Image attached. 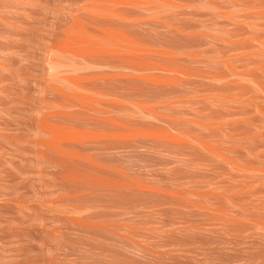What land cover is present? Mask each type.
Returning a JSON list of instances; mask_svg holds the SVG:
<instances>
[{"label": "rangeland", "instance_id": "374dc122", "mask_svg": "<svg viewBox=\"0 0 264 264\" xmlns=\"http://www.w3.org/2000/svg\"><path fill=\"white\" fill-rule=\"evenodd\" d=\"M76 2L77 0L74 1L73 0H0V264H245V262L246 264H249L250 263L249 261L252 260L254 264L255 263L258 264L261 263V261L259 262L258 260L260 257H261L260 260H263L262 263L264 264V258L263 256H260L262 253H264V240L262 239L260 240L259 238L260 240L259 241L257 239L258 237L256 236H254V238L250 236L251 238L249 237L250 238L249 239L247 235H249L250 232L245 230L244 227L242 228V226H238V227L236 226L237 228L234 226H230L231 231H233V234H231L232 235L231 236L229 235L231 231L230 233H228L230 227L228 228L226 225H224L229 229L228 230L226 228L227 231L225 232V227L223 226L224 223L220 219H215V220L212 219V221L205 219V216L208 215H206L204 211L206 212L210 211V209L212 208V205L210 206V204H208L206 201V197L209 194L205 197L206 195L205 192V195L203 194L204 196L202 195L200 196V191L196 192L195 189L196 188L199 189L203 187L206 188L208 186H212L213 184L214 186L217 185L219 187L217 188L215 186V188L211 187V189L208 187L207 193L211 194L213 192L212 189H216V188H217L216 193L217 192L223 193L222 195H224V192H226L225 194H228V192L231 194L232 192H234L235 194L236 192L235 195L237 197L239 194V197H237V199L239 198L240 201V203L237 204V206L240 205L241 207L238 208L235 206H229L230 204L226 202V199H223L224 197L222 198L221 197L222 195L219 194L221 197L220 198L221 201L217 199V201L218 200L220 201L217 202V205L221 206V209H218L219 206L216 209L220 211L224 209L223 207L225 206V208H228L227 210L231 211V213L229 214V211L228 212L226 211V213H228L226 214L223 211L219 212L214 209H211V212L212 213L215 212V215L220 213L217 215V217H222L221 215L223 214L224 216L225 214L226 216L227 215L232 217L236 216V218H238L239 221L241 222H245L243 221L244 218L245 220L251 218L253 219L254 217L260 220L264 218L263 216L264 208H262L264 206V204H262V202L264 203V196H263L264 186L258 184L256 185V183L255 184L249 182L246 183L247 180L245 181V179L244 180L234 179L233 181V179L226 178L227 173H225L226 172L225 169H227V166L224 167L225 164L223 165V163L222 162L220 163L219 160L217 159H214L215 161L212 162L217 161L216 164H218L219 162L220 165L218 164L217 166L216 164L210 161L209 165L213 164L212 165L213 169L211 168L210 170L209 169L210 166L205 167V165L208 163H205L204 166L202 165L203 162L208 161L207 160L208 158L207 156L203 155L201 152L200 153L197 152L195 154V152H189L187 150L173 149V150H163L162 151L163 153L157 152L156 154V152H151V151L148 152L141 150H135L134 152V150L131 149L123 152L120 151L122 152V156L119 155L120 152H112V153L108 152V155L109 154L112 155L106 156V152H104L105 153L104 154L103 151H101L103 155H105L104 157H102L103 156L102 153L100 152L101 154H99V151H96L94 153L95 154L98 153L100 156L98 155L99 158H97V154L95 156L98 160L100 161L102 160L101 162L106 163L107 161V163L109 162L108 164L111 163L115 166L118 165V167L122 164L120 168H123V170L124 167L127 166V168L125 169L129 171L127 172L130 173V175H132L133 173L132 176L134 178L135 177L136 179L143 178V182L145 180L146 182L148 181V183L146 184L150 186L152 185V183H154L155 184L154 187L156 188H159L158 186H160L161 188L163 187V189L165 190L171 189L169 190L171 192H173L172 190L177 191L176 189H181L178 191L182 193L186 192L185 190L187 189L189 191H192L194 189L192 193L196 192L200 196V197L198 196L195 197V195H193L192 193H188L189 191L187 190L185 194H182L178 198H175L174 196L147 197L137 194L131 195L128 193H122L119 194L118 196L111 197V195H109L107 192H104L102 190L97 189L98 190L97 191L95 189V191H93L94 188L92 187L91 188L88 186L84 187L82 185L79 186L75 184L74 185L72 184L73 185L72 187L71 183H67L69 186L66 183L63 184V182L59 180L61 176L60 169L57 167L54 168V166L51 163L49 164L45 159L44 161L42 157L39 158L37 148H36L37 156L35 155L34 148L33 146H31V141H30L32 136L31 134L32 131L29 129L30 127L29 125H31L30 121H32L31 120L32 116H34L33 115L34 112L30 111L32 110L33 107L30 108V105L34 106L36 104V108H39L40 110L41 107L44 108V106H45L44 109L50 108L51 110V107H47V105L42 103L41 101L42 99H40L42 95L41 85H43L41 83L45 80L44 66L46 65L45 63L48 58L46 56L54 55L47 50L48 49L47 45H50L52 43L51 42L53 41L52 38L55 39L54 37H52L53 35L52 32H54V29L56 30L57 26H61V23L65 21V16L63 13V11L67 9V7L65 6L69 4V7H71L70 5ZM218 2L223 3L220 2V0ZM230 2L231 1H229V3L227 4L228 5L231 4ZM77 3H82V1ZM204 6L203 4L202 6L200 5L196 6L195 3L192 8H188V9L186 8L190 12L191 11L192 13L194 12L193 14L195 15L192 17L190 16L189 18L187 17V19H183L184 21L182 20L180 24L181 26L183 25L182 28L185 29L184 31H186L184 33L190 32V35H188L187 38L186 37L183 38V36H185L186 34L183 36L181 35L182 37L180 36V39H184V41L182 40L183 42L181 40L180 42H178V40L173 38L174 40H171V42L173 43L174 46H171L169 44L170 45L169 48L172 47V51L175 52L177 50L175 55L182 60V62L180 60L179 64L181 65L184 62V64L181 66L183 69L187 68L185 69L187 71L181 73H179V71L177 72L165 71L162 78L166 79V81L169 78H176V79L180 78L183 79V81L179 80V82H175V84H171V83L169 84L167 83L169 81H167L166 85L164 84L162 85L163 87H160V90H158L159 88L158 86H157L158 88L156 89L154 86H152L156 90L154 92L151 91L154 89H152L150 85L151 87L150 91L152 92L150 98H153L152 101H154L155 103L156 101L157 102L163 101V103L158 102L159 105L164 104V100H167V98L170 97L171 100L170 99L167 100L169 102L172 101V97L173 100L174 97L179 98V101L180 99H182V101L180 102L183 103V105H178L180 103H178V101H174L176 102V104L178 103L177 104L178 106L175 105L176 107L175 109H173L174 107H172L173 113H171V115L176 117L178 116V118L181 117L182 119L185 118V121L182 119L180 121L183 122L182 124L184 125V127L188 123L186 128L190 129V131L192 130L193 132H199L196 128H194V126H192V124L189 125L190 124L189 119H193V118L195 119L196 117V119L199 118L198 120H201L203 118L202 121L206 122L207 119L211 117L208 120V122L209 121L211 122V120H213V122H211L212 124L217 125V123L220 122L218 123V125H220L221 123H226L225 125H227L230 122V126H233L231 128L234 131L237 129V131L239 132L241 131L240 133L244 132V134L246 135L251 133L252 136L248 135L251 137L253 136L255 137L256 134L257 139L255 140L257 141H254L255 144L254 148L253 149L251 148L252 150L250 151V153L253 154L252 157H250L248 156L250 155V153L249 154L247 152L245 153V151H243L242 148H237V145L235 146L233 142H231V139L228 138L231 142L230 143L229 140H226V137L223 136V134H221V132H217L216 131L218 130L217 127H214V129H212L211 131V133L213 132L211 134L213 135L212 136L213 140L214 137L215 139L217 138L216 140H218L219 137V139L222 141L223 138H225L224 141L226 140L227 144L230 143L228 146L237 148L236 154L242 161H244V159L245 160L247 159L246 161L255 162L258 163L259 166H264V162L263 163L260 162L262 160L264 161L263 159L264 157H261L264 149V144L263 142L261 143V141H264L263 140L264 135L260 136L261 137L260 139L262 140H260L258 137V134L264 133L263 132L264 130L261 131L264 127V124L262 123L260 125L259 129L261 128L262 129L259 131V129L257 130L255 126L253 128V125H251L247 121H244L247 120L250 117V115L252 116V118H255V116L257 115L256 117L258 118L259 115L256 113L255 110H253L254 108L249 107L250 104L245 105L244 104L245 102H243V105L245 106H242V104H239L241 101L240 102L237 101L239 102L237 104L241 106L239 105L237 106V104H234L236 101H234V103L230 102V104L232 103L233 105H235V106L232 105V108H230L231 105H229V102L223 103V105L224 106L226 105V107H228L227 105H229L230 107L228 108L223 107L221 105L222 104L221 102H220L221 106H219V102H218V103H214V106L212 107V103H210L212 101H209V103L207 102L208 99L206 100V96H207L206 94L209 93L210 91V94L208 95H212V93L214 94L216 91H219L220 87H221L220 89L221 91L224 90L226 91L229 89L228 87L229 85L225 84V86L223 87L224 83L222 82L225 81H221V83L218 81L213 82L211 80H207L205 78L200 77L199 75L196 74V72L199 69V67H197L198 65H195L191 59L187 58L188 60L186 59L187 60L186 61L184 59L185 60L184 61L182 58L184 56L182 55L183 51L186 49L184 51L186 52L189 49L188 42L189 44H191L189 51L190 52L192 51L191 53H193L194 56L197 55V57L200 58V55L205 57L212 55L213 57L214 54L218 52V51H213L214 49H217L215 48V45H217L216 43H218L219 46L220 44H224V46L221 47L222 49L226 47L224 41L219 40L215 35H218V37L222 35L221 37L224 38H226L227 36L228 38L231 37L229 31L226 30L228 28L230 29L229 26H231L230 30L233 33L235 31L234 34L236 36L233 39L240 40L238 39V37L241 36L240 38L243 45L247 41L249 43L251 42L253 43V47H252V43L250 44V47L248 45L249 43H246L245 44L246 46L244 45L246 47L245 49L249 47V48H253L254 50L256 49L255 47L257 46L256 43L253 41V38H255L256 36L257 37L260 36V38H264V23L262 24L263 26L262 25L260 26L259 24L258 27L249 26L250 27L249 29L248 25H245L244 23L243 24L245 26L239 22H235L231 24L230 21L229 23L230 25L227 24L229 26L228 28L225 29L222 26L223 24H220L221 19L218 20V22L214 21L213 15L215 13H212L214 9H210L211 7L209 8V6L208 7L207 6L204 7ZM62 8H66V9L63 10ZM234 26H236L237 29ZM125 27L127 28L129 27L130 30H132L134 33L136 32V34L139 37L145 39L144 41L145 43L147 41H149V43L151 42L153 43V41L154 42L156 41L153 44L151 43L152 44V45L150 44L151 46L153 45L157 46L159 44H160L159 46H162L161 44L162 42L165 44V46H168L167 43H171L170 40L167 41L166 39L163 38L160 40L159 38L162 37V34L158 33L160 34L158 35L157 31L152 27L142 26L140 28L139 26H136L137 27L136 28L135 26L131 27L128 25H126ZM143 28L146 29V33H147L146 35H144L145 29ZM149 28H151L155 33L151 31L152 34L151 35L150 34L151 29L149 30ZM254 28L255 30L258 28L259 29L256 30L257 31L256 32ZM223 29L227 31L229 35H226L227 33ZM243 29L246 30L247 32L244 31ZM239 31L240 32L243 31L242 32L243 36L241 33H238ZM224 34L226 35V37ZM250 34L253 37V38L251 37L252 40H250ZM253 34L254 35L257 34V35L254 36ZM207 35L209 36L211 35V37ZM212 35H214L217 39L216 38L214 39ZM150 38H153L152 41ZM181 42L183 44L181 45L182 47H184V50L179 45ZM184 42L187 43L186 48L184 46ZM214 43L215 45H213ZM210 50H212V52L214 53H212ZM190 52L187 53L191 54ZM194 52L197 54L195 55ZM55 56L60 61L63 58L62 62L65 59L67 60V58H65V55L63 56L59 54V56L57 55ZM255 56L254 57L251 56L253 60L252 58L250 59V57L247 60H242V59L237 60L236 65L240 63L238 66L240 67L239 69L241 70L242 68L245 70L246 69L248 70L249 68L248 71H252L253 74L256 73L255 75L264 81V76L262 73H260L256 69L251 70L250 67H248L251 63H255V61L257 62L256 64H259L256 66H264V64L262 65V62L264 63V59L262 57L264 56L259 55V58L257 59L255 58ZM260 57L263 60L260 59ZM155 59L159 60L158 56ZM97 60H99V58ZM109 61L110 62H108V65L111 64L112 62H115L116 64L115 60L114 61L109 60ZM190 61H192L193 63ZM248 62H250V64H246ZM108 65H106L105 67L102 66V68L99 67L88 70H90V72L94 71L93 73L96 72L95 74L98 73L104 75L106 73V75L108 74L109 77H111L114 76L112 74L115 73L113 69H116L117 71L116 70L115 71L117 74L118 72L117 67L112 64L114 68L112 67V65H111L112 69L111 67L106 68ZM217 65L218 64L211 65L212 67L210 69L215 71H219L220 69V71H223L224 68L221 67V65L218 66ZM240 65H243V67ZM63 67L66 68V66ZM192 67L193 69H191ZM206 68L209 67L206 66ZM60 69L62 68L60 67ZM109 69H111L112 71ZM194 69H196V71ZM121 70H126V69L119 68V72H121ZM141 70L139 71L141 72ZM100 71H102V73H100ZM150 72L152 71L150 70ZM147 73H149V71H147ZM189 73L191 74L189 75ZM258 73L259 75L261 74L262 75L259 76ZM108 75L106 77H108ZM166 75L169 76V78H166L167 77ZM35 78H36V90L33 87V80ZM43 78L44 80L42 81ZM112 82H113L112 79H106L105 81L102 82L101 80L100 82L99 80H97L95 82V85L104 89L107 88L111 89V87L115 88L121 86L119 81L113 83ZM137 82L138 81H135V84ZM131 83L132 84L130 85H135L134 82ZM139 83H137V85H139ZM244 83L243 81H240V83H238L239 90H241L240 87L245 86L244 90L242 89V91L246 93L248 90H250L246 94L248 95L252 93L249 96L255 95L254 94L256 93L255 89H253L252 86L250 87V84L248 85L247 83L246 84ZM107 84L110 86H108ZM142 86H145V84L143 83ZM146 86L149 87L148 85ZM246 86L249 87L247 88ZM238 88L237 87L236 89L234 88V92H236ZM150 91H149V95L151 93ZM228 91H230V93L233 92V90L231 91V89H229ZM228 91L226 92L228 93ZM203 93L204 95H206L205 99L201 98L204 97L202 95ZM200 95L202 96L199 97ZM183 99L187 100V102L185 101L186 102L185 103ZM146 100L151 101V99H146ZM188 101L190 102L188 103ZM174 102H172L173 104L171 103L173 106H174ZM148 103L150 102L148 101ZM215 105L217 106V108L215 107ZM204 106H207L209 109ZM219 107H223V108L219 109ZM236 108L241 109V111L240 110L237 111L238 109ZM47 109L44 112L49 111ZM195 109L197 110L196 113H195ZM38 110L36 109V118L38 117L37 113L39 115L40 112V110L39 112ZM227 110L229 112H227ZM232 110H236V111H232ZM42 112L43 109L41 110V113ZM64 112L68 113L69 111L65 110ZM204 112L205 113L207 112L206 114L210 113L211 115H206ZM246 113L247 115L251 113L250 115H248V118L246 117L247 116ZM220 115H222L223 117ZM241 118L242 121L245 123L240 122V124L242 125L238 127L239 125L237 121H239ZM233 121L237 124H234ZM246 122L249 125H251L249 126L251 128H246L248 127V125L246 126ZM262 125L263 127H261ZM189 126H191V128H189ZM241 128L243 131L241 130ZM251 129L253 131L250 132ZM254 132L255 134L253 135ZM221 135L223 138L221 137ZM256 144L258 145V147H256L257 146ZM256 151L260 157V161H259L260 163L256 162L258 160H255L256 158H254L255 156H257ZM113 153L114 155L117 153L119 157L118 155L114 156ZM116 156L118 157V162L120 163L117 162ZM113 157L115 159H112ZM189 157L190 160L195 158L196 161L195 160L193 161L194 163L195 162L196 163L195 164L192 163L193 161L191 162L189 160ZM104 158L108 159L109 161L105 160ZM46 163H48L49 165ZM214 165H216L215 166L216 168L214 167ZM130 166L132 167V169ZM133 169L135 171L139 170L140 172L137 171L136 172L137 174H135V172H133L134 171ZM223 169L225 172L222 171ZM222 172L225 174H223ZM151 180L153 182H151ZM212 181L215 182L212 183ZM225 184L229 188L224 186ZM238 186H241V189L244 188L243 189L244 191L242 192L239 190L236 191ZM253 188L255 191L253 190ZM202 190L204 191V189ZM178 195H180V193H178L177 196ZM183 197H185L187 201L186 200L183 201L184 200ZM181 198L183 199L182 201ZM199 198L200 199L202 198L201 201ZM197 199H199V201H197ZM188 200L191 201L188 202ZM202 202H204V204ZM193 203L194 204L201 203L204 206L198 204V208H197L196 206H194ZM227 203L228 205H226ZM259 204L262 206H258ZM205 205H208L207 207L210 208L207 209ZM191 206L196 208H191ZM199 206L201 208L206 207V210L203 209L204 210L203 211L202 209H199L200 208ZM214 207H216V205H214L213 208ZM233 207L236 208L235 209L236 211L233 210ZM259 207L262 209H260ZM193 209L195 210L198 209L199 212L197 210V214L199 213V215H197L195 213L196 211L194 210L195 211L194 212ZM259 210L262 211V213ZM200 211L204 216L200 213ZM256 212L262 214L261 215L262 217L259 218L258 216L260 214L258 215V213ZM252 213L253 215L255 213V215L252 216ZM87 215L94 216L95 221L101 222L103 224V227L94 229L91 231V233H89L90 231L89 232L83 231L73 226L66 219L68 217H83ZM216 223H218L219 225L221 223L222 224L221 227L223 228H220L219 225ZM239 227H241V229H239ZM234 228L235 230L237 229L236 231L237 234L234 233L235 232ZM247 232H249V234ZM243 237H245L244 239H246V237L248 238L245 240L247 242L243 241L244 239L242 240ZM233 238H235L236 241H234L235 239ZM255 240L259 244L255 243L256 242ZM249 241L254 244L251 243L252 245L251 246ZM247 244H249V246L252 247L251 248L252 250L255 249L254 257L256 259H253L254 257L250 255L253 252L249 247L246 246ZM257 251L259 253L261 252L259 254L260 257L257 255L258 254ZM256 255L259 258L256 257ZM248 258H251L252 260L250 259L248 261ZM254 260H258V263L257 261L255 262Z\"/></svg>", "mask_w": 264, "mask_h": 264}, {"label": "bare ground", "instance_id": "6f19581e", "mask_svg": "<svg viewBox=\"0 0 264 264\" xmlns=\"http://www.w3.org/2000/svg\"><path fill=\"white\" fill-rule=\"evenodd\" d=\"M80 1H82V3H77ZM218 1L219 0H217V1L216 0H79V1L77 0V2L74 4L70 3V4H72V5H70L71 7H69V4H68L67 6H65V7H67V9L62 8L63 10L66 9L63 11L64 16H65V21L62 22L63 24L61 23V26H57V29L56 30L54 29V32H52L54 35V36L52 35V37H54L55 39L52 38L53 41H51L52 43L50 42L51 43L50 45H47V47H48L47 50L54 55L53 56H46L48 58H47L46 63H45L46 65L44 66L45 67L44 68L45 80L43 78L42 81L44 80L43 81L44 83L43 82L41 83L43 85H41L42 86V89H41L42 95H41L40 99H42L41 100L42 103L47 105V107H51V110H50V108H48V109L46 108L49 111L44 112L46 110V109H44L45 108V106H44V108L41 107V110L43 109V112L41 113V110L39 108H36V104L34 106L30 105V108L33 107L32 110H30V111L34 112V114L32 113L34 116H32L33 119L31 118V120H32V121H30L31 125H29V124L28 125L30 126L29 129L32 131L31 132L32 136H31L30 141H31V146H33V148H34L35 155L37 153L36 152V148H37L39 158L42 157L43 160L45 159L49 164L51 163L54 166V168L57 167L60 169V172H61L60 175L61 176H60L59 180H61L63 182V184L71 183L72 187L74 184L79 185V186L82 185L84 187L88 186L90 188L92 187V188H94L93 191H95V189L96 190L99 189V190H102L104 192H107L109 195H111V197L112 196H118L119 194H122V193H128L131 195L137 194V195H143V196H147V197L148 196H155V197H167V196L171 197V196H174L175 198H178L182 194H185L188 189L185 190L186 192L182 193V192L178 191L181 189H176L177 191L172 190L173 192H171V191H169L171 189L165 190V189H163V187L161 188L160 186H158L159 188H156V187H154L155 186L154 183H152L153 186L152 185L150 186V185L146 184V183H148V181L146 182V180H145L143 182V178L142 179L141 178L136 179V177L134 178L132 176L133 175V173L131 172L132 170L130 171L132 173V175H130V173H128L129 171L127 169H125V168H127V166L126 167L122 166V167H124V170H123V168H120L122 164L121 165L119 164L120 166L118 167V165L115 166L111 163L108 164L109 162L107 163V161H106V163L101 162L102 160L100 161L97 158H99L98 155L102 153L101 151H103V153L106 152V156H109L112 154L108 155V152L109 153L120 152V151L123 152V151L131 150V149L134 150V152H135V150H141V151H148V152H150V151L156 152V154H157V152L161 153L163 150H173V149L179 150V149H182V150H187L189 152H195V154L197 152H199V153L201 152L203 155L207 156L208 161L203 162L202 165L204 166L205 163H208L205 165V167L210 166V168H209L210 170L213 167L212 166L213 164L209 165L210 161L211 162L215 161L214 159L219 160L220 163L222 162L223 165L225 164L224 167L227 166V169L224 168L226 170V172L224 171V169L222 170L223 172L227 173L226 178L233 179V181H234V179L235 180H237V179L238 180H240V179L244 180L245 179V181L247 180L246 183H248V182L253 183V184L256 183V185L258 184V185L264 186V166H259L258 163H255V162L246 161L247 159L246 160L244 159V161H242L236 154L237 148H242L243 151H245V153L246 152L248 154L250 153V151L254 148V145H255L254 141H257V140H255V139H257L256 138L257 135L255 134L256 131L253 133V135L255 134V137L254 136L251 137L252 135L250 132L253 131L252 129L249 132L250 134H248L251 136H248V135L244 134V132L240 133L241 131L239 132V131H237V129L235 131L232 130L231 127H233V126H230V122L227 125H225L226 123H221L220 125H218V123H220V122H218L217 125H215V124L211 123V122H213V120H211V122L209 121L210 123L208 122V120L211 117L208 118L206 122L202 121L203 118L201 120H198L199 118L196 119V117H195V119L194 118L189 119V123H190L189 125L192 124V126H194V128H196L199 132H193L192 130L190 131V129L186 128L188 123L184 127V125L182 124L183 122L180 121L182 119L181 117L178 118V116L176 117V116L171 115V113H173L172 107H174L173 109H175L176 108L175 105L176 106L183 105V103L180 102V101H182V99H180V101H179V98L174 97V100H173V97H172V101L169 102L167 100L168 99L171 100V97H170V98H167V100H164V104L159 105V103L160 102L163 103V101H160V102L158 101L159 103L156 101V103H155L154 101H152L153 98H150V96L152 94L151 91H153V92L156 91L155 89L158 87H159L158 90H160V87H163L162 85H164V84L166 85L167 81H169V82H167L169 84L170 83L175 84V82H179V80L183 81V79H180V78H177V79L176 78H169V76H167V75H166L167 76L166 78H169V79L166 81V79H163L162 76L164 75L165 71H170V72L171 71L172 72L179 71V73L187 71V70H185L187 68L183 69L181 66L184 64V62L181 65L179 64L181 59L175 55L177 50L174 52V51H172V47L171 48H169V47H170V45L174 46L173 43L171 42V40L176 39V40H178V42H180V40L184 41V39H180V36L181 35L183 36L186 34L185 36H183V38H185V37L187 38L188 35H190V32L184 33L186 31H184L185 29L182 28L183 25L181 26L180 22L183 19H187V17L189 18L190 16L192 17L195 15V14H193L194 12L192 13V11L190 12L189 10H187L188 8H192L195 3H196V6L197 5L202 6V4H203V6L204 5L207 7L209 6V8L211 7L210 9H214L212 11V13H215L213 15L214 21L218 22V20L221 19L220 24H223L222 26L225 29L228 28V26L230 25L229 24L230 21H231V24L235 23V22H239V23H242V24L244 23L245 25H248V27L249 26L250 27L257 26L258 27L259 25L261 26L264 23V0H222V1L220 0V2H223V3H219ZM229 1H231L230 2L231 4L228 5L227 3H229ZM197 3H199V4H197ZM212 7H214V8H212ZM215 10H216V12H215ZM61 15H62V13H61ZM227 24H229V25H227ZM56 25H58V24H56ZM126 25L131 26V27L132 26H135V27L139 26L140 28L142 26L152 27L153 29H155L157 31V34L158 33L162 34V37L159 38L160 40L162 38L166 39L167 41L170 40V42L172 44L167 43L168 46H165V44L162 42L161 43L162 46H159L160 44L157 46L156 45L151 46L156 41L155 42L153 41V43L151 42L152 43L151 44V43H149V41L146 40L148 42V44H147V42L145 43L144 42L145 39L139 37L136 34V32L134 33L132 30H130L129 27H128L129 29L127 27H125ZM224 25H227V26H224ZM139 27H138V29H139ZM229 27L231 29V26H229ZM234 27L236 28V26H234ZM250 27H249V29H250ZM136 28H135V30H136ZM143 29H145V28H143ZM143 29H140V30H143ZM150 29L151 28H149V30ZM228 29H226V30L229 31L230 36H231L229 38H228V36L226 37V35H229L228 32L223 29L227 33L226 35L224 34L227 39L224 37H221L222 35L219 36L222 39H220L218 37V35H215L219 40L224 41V43L226 44L225 45L226 47L224 49H222L221 47H223L224 44H220V46H219L218 43H216L217 45H215V43H214L213 45H215V48H217V49H214L213 51H218V52L216 54H214L213 57H212V55L207 56V57L200 55V58H199V57H197V55H196L197 53H195V52L194 53L196 56H194L193 53H191L192 51L191 52L189 51L190 47H191L190 46L191 44H189V42H188L189 49L187 48L188 51L184 52L186 49L184 50V47H182V45H183L182 44L183 41H182L179 44L182 47V49L184 50L182 53V55H184V56L182 58H183V60L184 59L186 60L187 58L191 59L195 65H198L197 67H199V69L196 72V74L199 75L200 77L205 78L207 80H211L213 82L218 81L221 83V81H225L226 83L222 82V83H224L223 87L226 84V85H229L228 87H229V89H231V91L233 90V92L230 93V91H228L229 90L228 89V90H226V91H228V93H227L225 90H224L225 92L221 91L220 90L221 87H220L219 91H216L217 93L215 92L213 94L211 92L212 95H208V94H210V91H209V93L206 94L207 96L204 95V93H203L202 95L204 97H201L202 95H200L199 97L205 99V96H206V100L208 99V101H207L208 103H209V101H212V102H210V103H212V107L214 106V103H218V102H219V106L222 105L223 107H226V105L225 106L223 105L224 102H226V103L229 102V105H231V107L229 105H227V106L230 108H232V105H233L232 103H234V101H236L234 104H237L241 101L242 103L240 102L239 104H242V106L250 104L249 107H251V108L253 107L254 108L253 110H255L259 116L257 118L256 117L257 115L256 116L254 115L255 118H252V116L250 115L251 113H250V114H248V115H250V117L248 118V115L246 113V115H247L246 117L248 119L244 120V121H247L248 123L253 125V128L255 126L258 130L260 125L262 123L264 124V81L261 80V78H258L255 75L256 73L253 74L252 71H248L249 68H248V70L247 69L245 70L243 68H242V70L239 69L240 67L238 65L240 63L238 61L239 64L236 65V63H237L236 61L241 60V59L247 60V59H249V57L251 59L252 58L251 56L254 57L255 55H256L255 56L256 59L259 58V55L264 56V38H260V36H258V37L256 36L255 38H253L252 35L250 34V40H252L251 39V37H252L253 41L256 43L257 47H255L256 49H254V50H253V48H249L250 44L252 42L249 43L247 41L246 43H249L248 44L249 47H247V49H245L246 43L244 44L245 45L244 46L243 43L241 42V38H240L241 36L238 37V39H240V40L233 39L236 36L234 34L235 31L233 33L230 29L229 30ZM258 29H256V30H258ZM254 30H255V28H254ZM151 31L153 33H155L151 29L150 34H151ZM244 31H246V30H244ZM144 32H145V34L143 32L142 33L144 35H146L147 34L146 29ZM242 32L239 31L238 33H241L243 36ZM246 32H245V34H246ZM150 34H148V35H150ZM157 34H155V35H157ZM160 34H158V35H160ZM255 35H257V34H255ZM140 36H141V34H140ZM207 36H209V35H207ZM215 36L212 35V37L214 39L216 38ZM209 37H211V35ZM150 39L152 41L153 38H150ZM228 39H230V40H228ZM186 44L187 43L184 42L185 48L187 46ZM216 46H218V47H216ZM254 46H255V44H254ZM252 47H253V43H252ZM220 48H221V50H220ZM45 49H46V47H45ZM177 49H178V46H177ZM174 50H175V48H174ZM210 51L212 52V50H210ZM210 51H208V52H210ZM187 52H190L191 54H189ZM212 53H214V52H212ZM59 54L63 55V56L65 55V58H67V60L69 58L70 61L68 60L69 61L68 62L65 59L62 62L63 58L60 61L55 56V55L59 56ZM257 54H258V57H257ZM67 56H69V57H67ZM155 56L156 57L158 56L159 60H156ZM95 57H97V58H95ZM208 57H210V58H208ZM261 57H260V59H262V58L264 59V57H262V58ZM98 58H99V60H97ZM108 59L111 61L115 60L116 64H115V62H112L111 64H109L110 65L109 66L108 62H110V61ZM252 60H253V58H252ZM192 61H190V62H192ZM258 61H261V60H258ZM181 62H182V60H181ZM244 62H246V61H244ZM256 63L257 62L255 61V63L250 64V62H248L246 64H250L248 67H250L251 70L256 69L260 73H262L264 76V66H256V65H259ZM112 64L117 67L118 72L116 74L117 70L113 69L115 73L112 74L114 76H111V74H110L111 77H109L108 74H107L108 77H106L107 75L105 72H103V73H105L104 75H101L98 73L95 74L96 72L93 73L94 72L93 70H92L93 72H90V70H88V69L99 68V67L102 68V66L105 67L106 65H108L106 67V68H108V67H111ZM213 64L221 65V67L224 68L223 71H220V69H219V71L211 70L210 68L212 67L211 65H213ZM263 64L264 63L262 62V65ZM113 65H112V67L114 68ZM191 65H193V64H191ZM260 65H261V63H260ZM63 66H66V68H64ZM206 66H208L209 68H206ZM240 66L243 67V65H240ZM60 67L62 69H60ZM112 67H111V69H112ZM118 67L120 69L124 68L126 70H121V72H119ZM184 67H185V65H184ZM111 69H109V70H111ZM191 69H193V67ZM139 70H141L142 73ZM150 70L152 72H150ZM194 70L196 71V69H194ZM102 71H103V69H102ZM102 71H100V73H102ZM147 71H149V73H147ZM250 72H252V73H250ZM193 73H195V72H193ZM190 74L191 73H189V75ZM258 75H259V73H258ZM261 75H259V76H261ZM106 79H112L113 82L119 81L121 86H119V87L114 86L115 88L111 87V89H109V88L104 89V88H101V87H98L95 85V82L97 80H99V82L101 80V82H102V81H105ZM135 81H138L137 83L140 82L139 85L141 84L140 85L141 87L139 85H137V83L135 84ZM240 81H243V83L246 82L248 85L250 84V87L252 86V88L255 89V92H256V93H254L255 95L249 96L252 93L247 95L246 93H248V91H250V90H248L246 93L244 91H242V89L244 90L245 86L240 87L241 90H239L238 83H240ZM108 82H111V81H108ZM131 82H134V84L136 86L130 85V84H132ZM143 83L145 84V86H142ZM246 83H244V84H246ZM101 84H103V83H101ZM146 85H148L149 87H147ZM150 85H151V87L154 86L155 89L152 87V89H154V90L150 91V89H151ZM108 86H110V85H108ZM33 87L36 90V78L33 80ZM103 87H104V85H103ZM236 87L238 88V90H236V92H234V88L236 89ZM246 87L248 88L249 86H246ZM149 91L151 92L150 95H149ZM148 96H149V98H148ZM195 96H197V95H195ZM146 99H151V101L146 100ZM176 99H178V100H176ZM148 101L150 103H148ZM174 101H178V103H180V104L177 103L178 104L177 105L176 102H174ZM183 101L187 102V100H184V99H183ZM237 101H239V102H237ZM153 102H154V104H153ZM172 102H174V106L172 105L173 104ZM189 102L190 101H188V103ZM230 102H232V103L230 104ZM243 102H245L244 103L245 105H243ZM155 104H157V105H155ZM239 104H237V106ZM188 106H189V104H188ZM190 106H191V104H190ZM193 106H195V105H193ZM207 106H208V104H207ZM207 106H204V107H207ZM233 106H235V105H233ZM239 106H241V105H239ZM215 107L217 108L216 105H215ZM223 107H219V109L220 108L222 109ZM228 107H226V108H228ZM251 108H250V110H251ZM36 109L40 110V112L38 110L39 115L37 113V116H38L37 118H36ZM60 109L61 110L63 109L64 111L66 110L69 112L67 113V112H64L63 110L61 111ZM236 109H238V108H236ZM228 110H230V109H228ZM228 110H227V112H229ZM239 110L241 111V109H238L237 111H239ZM168 111H170V112H168ZM196 111L197 110L195 109V113H196ZM232 111H236V110H232ZM256 113H254V114H256ZM184 115H186V114H184ZM206 115H211V114L209 113ZM229 115H230V113H229ZM220 116H222V115H220ZM190 118H191V116H190ZM206 118H207V116H206ZM182 120L185 121V118H183ZM226 120H227V118H226ZM229 120H231V119H229ZM221 121H222V118H221ZM187 122H188V120H187ZM235 122H234V124L238 123V125H239L238 127H240V125H242V124H240V122L245 123L242 121V118L239 121H237V123H235ZM247 122H246V126L248 125V127H246V128H251V127H249L251 125H249ZM228 125L230 126V128ZM214 127H217L218 130H216V129L215 130L217 132H221V134H223V136L226 137V140L231 139V142H233V144L235 146L237 145V148L228 146L231 143L230 140H229L230 143L228 142L229 144H227L226 140L224 141L225 138H223L222 135H221V137L223 138V141L220 140L219 137H218V140H216L217 138L215 139V137L213 140V138H212L213 135H211L213 132L211 133V131H212V129H214ZM235 127H236V125H235ZM261 127H263V125ZM189 128H191V126H189ZM261 129H259V131ZM241 130H242V128H241ZM263 130H264V127L261 131H263ZM214 134H216V133H214ZM263 135H264V133L258 134L259 139L261 138L260 136H263ZM260 140H262V139H260ZM260 140H258V141H260ZM262 142L264 144V141H261V143ZM233 144H232V146H233ZM257 144H259V143H257ZM256 147H258V145ZM260 150H261V148H260ZM96 151H99V154L96 153L97 158L95 156L96 154L94 153ZM122 152H120L119 155L122 156ZM103 153H102V155H103ZM137 153H138V151H137ZM185 153H186V151H185ZM256 153H257V151H256ZM263 153H264V149H263ZM263 153H262V155H264ZM252 154L250 153V155H248V156L252 157ZM113 155H114V153H113ZM115 155H118V154L116 153ZM119 155H118V157H119ZM124 155H125V153H124ZM262 155H261V157H264ZM104 156L105 155H103L102 157H104ZM118 157H117V162H118ZM254 158H256L255 160H258L256 162L260 161V157H259L258 153H257V156H255ZM112 159H115V158L113 157ZM105 160H108V159H105ZM189 160H190V157H189ZM189 160H187V161H189ZM193 160H195V158L190 160V161L192 162ZM121 162H122V160H121ZM219 162H218V164H219ZM260 162L263 163L264 161L262 160ZM48 163H46V164H48ZM118 163H120V162H118ZM192 163H194V161ZM212 163L216 164L217 161L212 162ZM115 164H116V162H115ZM218 164H216V165L218 166ZM216 165H214V167ZM131 169H132V167H131ZM206 169H208V168H206ZM137 171H139V170H137ZM137 171L134 170L133 172H135V174H137L136 173ZM225 173H223V174H225ZM143 174H146V173H143ZM142 177H144V176H142ZM146 177H147V175H146ZM224 177H225V175H224ZM54 178H55V176H54ZM151 182H153V181L151 180ZM213 182H215V181H212V183ZM232 184H234V183H232ZM242 185H243V183H242ZM213 186H214V184L212 186H208V187L210 189H211V187L215 188V186L217 188L219 187L217 185H215L214 187ZM224 186H226V184ZM232 186H234V185H232ZM208 187H206V188L203 187V188H199V189L196 188L198 190L195 189V191L196 192L200 191V196L201 195L204 196L205 192H206L205 197L209 194L206 197V201L208 204H210V206L212 205L211 209L219 211L216 208H218V206H219V205H217V202L220 200L221 197L222 198L224 197L223 199H226V202H228L230 204L229 206H235L238 208L240 207V205L237 206V204H239L240 201H239V198L237 199V197H239V194L237 197L235 195L236 192H235V194H234V192H232V194L229 192H228V194H225L226 192H224V195H222L223 193H218V192H217L218 194L216 193V191H217L216 190L217 188H216V189H212L214 193L211 190L212 193L210 194V193H207ZM193 188H191V189H193ZM227 188H229V187H227ZM238 188L236 191H238V190L241 192L244 191L243 190L244 188L241 189V186H238ZM202 189H204V191ZM256 189H258V188H256ZM226 190H224V191H226ZM231 190H232V188H231ZM253 190H254V188H253ZM93 191H91V192H93ZM192 191H194V189ZM192 191H189L188 193H192ZM196 192H194L192 194L195 195V197H197V196L200 197ZM202 192H204V193H202ZM178 193H180V195L177 196ZM248 193H250V192H248ZM219 194L222 196L220 197ZM243 195H245V194H243ZM240 196H241V194H240ZM174 197H172V198H174ZM183 199L181 198V201L186 200L185 197H183ZM199 199H197V201H199ZM201 199H200V201H201ZM217 199H219V200L217 201ZM190 201L188 200V202H190ZM192 202H194V201H192ZM260 202H262V201H260ZM202 203L204 204V202H202ZM228 203L226 205H228ZM246 203H247V200H246ZM195 204H197V205H195ZM195 204H194V206H196L197 208H198V204L204 206L201 203H195ZM262 204H264V203L262 202ZM187 205H188V203H187ZM189 205H192V204H189ZM214 205H216V207L213 208ZM205 206L207 207L208 205H205ZM258 206H262V205L259 204ZM196 207L191 206V208H196ZM206 207L205 208L200 207L199 209H202V210L205 209L206 210ZM209 208L207 207V209H209ZM223 208L224 209L220 210L219 212L223 211L224 213H226V211L227 212L229 211V210H227L228 208H225V206ZM262 208H264V206ZM262 208H260V209H262ZM211 209H210V211H207V212L203 210L206 213V215H208V216H205V219H208L210 221H212V219H214V220L220 219L224 223L223 226L226 225L228 228L230 226H234V227L242 226V228L244 227L245 230L250 232L251 235L249 234V232H247L249 234V235H247L248 238L250 236L253 238H254V236H256V237H258L257 238L258 240H259V238H260V240L261 239L264 240V220H263L264 218L261 220L258 218L256 219L255 217L253 219L251 218V219H247V220H245V218H244L243 221H245V222H241V221H239L238 218H236V216L235 217H232L229 215L226 216V214H228V213H226L225 216L223 214V215H221L222 217H217V215L220 213L215 215V212H213L214 213L213 214L211 212ZM218 209H221V206H219ZM235 209L236 208L233 207V210H235ZM194 210L195 209H193V211ZM197 210H195L196 212L194 211L196 214H197ZM201 211H200V213H201ZM198 212H199V210H198ZM260 212L262 213V211H260ZM230 213H231V211H229V214ZM256 213H258V212H256ZM259 214L260 213H258V215ZM197 215H199V213ZM235 215H237V214H235ZM254 215H255V213H254ZM254 215L252 213V216H254ZM261 215L262 214H260L258 217L261 218L262 217ZM66 219L73 226H75L78 229H81L83 231H87V232L90 231L89 233H91V231L94 229L103 227V224L101 222H96L95 217L90 216V215L83 216V217H68ZM211 223H213V222H211ZM216 224H218V223H216ZM221 225L222 224L220 223L219 227L223 228V227H221ZM226 226H224L225 232L228 229ZM239 229H241V227H239ZM234 230H235V228H234ZM230 231H231V227H230V230L228 233H230ZM236 231H237V229L234 232L235 234H237ZM231 234H233V231H231V233L229 235H231ZM236 236H235V238H236ZM235 238H233V239H235ZM244 238L245 237H243L242 240ZM248 238L246 237V239H248ZM246 239H244L243 241H245ZM234 241H236V239ZM245 242H247V241H245ZM251 243L252 242H250V245H251ZM255 243H257V241ZM252 244H254V243H252ZM257 244H259V243H257ZM246 246L249 247L250 249L252 248L251 247L252 245L249 246V244H247ZM254 250L255 249L252 250V252H253L252 254H254ZM257 252H256V254H257ZM260 253L258 252L257 255L259 256ZM252 254H250V255L252 257H254L255 254L254 255H252ZM257 255H256V257H258ZM260 256H263V258H264V253H262ZM251 258H248V261ZM260 258L258 260H259V262L261 261V263H258V260H254V261L255 262L257 261L258 264H263L262 263L263 260H260ZM246 259H245V261H246ZM253 259H256V258L254 257ZM249 262L250 263L252 262L254 264L253 260L249 261ZM245 264H246V262H245Z\"/></svg>", "mask_w": 264, "mask_h": 264}]
</instances>
